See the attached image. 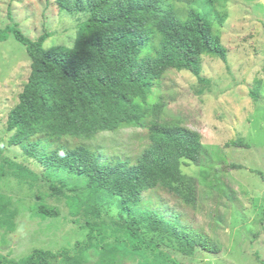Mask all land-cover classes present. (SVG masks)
Returning a JSON list of instances; mask_svg holds the SVG:
<instances>
[{
  "label": "rangeland",
  "instance_id": "rangeland-1",
  "mask_svg": "<svg viewBox=\"0 0 264 264\" xmlns=\"http://www.w3.org/2000/svg\"><path fill=\"white\" fill-rule=\"evenodd\" d=\"M192 1L200 0H175V4L185 7ZM215 10L221 17L226 15L223 24L214 20V29L228 49V62L203 56L202 76L207 82L200 83L187 70H170L151 97L152 103H164L161 117L151 118L144 127L66 137L60 143L86 144L101 162L136 164L151 144V121L199 133L204 147L201 164L182 167L186 176L197 179L195 202L184 203L161 182L149 185L141 194L140 207L177 224L194 244L183 251L174 238H166L160 250L180 264H264V0H221ZM89 15L69 12L56 0H0V29L15 23L33 40L48 33L45 49L73 47ZM30 74L26 47L13 35L0 41V254L15 260L36 249H75L89 231L84 228V215H71L67 199L71 193L55 195L50 188L55 178L45 166L21 146L10 144L14 131L7 127L8 115L18 104ZM258 80L259 102L250 94ZM57 145L43 142L38 148L49 151ZM85 195L103 221L116 219L120 213L128 216L120 199L107 193ZM36 203L58 207L61 217L35 216L31 207ZM138 263L173 264L163 255L127 259L118 250L52 264Z\"/></svg>",
  "mask_w": 264,
  "mask_h": 264
},
{
  "label": "trees",
  "instance_id": "trees-1",
  "mask_svg": "<svg viewBox=\"0 0 264 264\" xmlns=\"http://www.w3.org/2000/svg\"><path fill=\"white\" fill-rule=\"evenodd\" d=\"M220 1H192L177 7L175 0H56L69 12L90 14L71 48L59 45L45 49L48 33L33 40L15 23L0 29V41L13 35L31 58L29 80L8 115L7 127L14 131L10 144L21 146L45 166L55 178L50 184L55 195L71 193L67 195L71 215H84V228L89 230L87 239L75 249H36L21 260L0 254V264H52L115 250L127 259L163 255L167 261L180 264L160 250V243L174 238L183 251L194 248L193 240L177 224L140 204L143 190L156 182L184 203L195 202L197 179L186 176L182 167L201 164L204 147L199 133L151 121V144L136 164L101 162L88 145L70 146L60 141L144 127L151 118L161 117L165 105L162 101L152 103L151 97L170 70H187L200 83L207 82L202 76L203 56L228 62V49L214 29V20L223 24L226 17L215 10ZM256 84L250 94L259 102L260 81ZM43 142L58 145L41 151L38 147ZM2 153L0 147V160ZM87 192L120 199L128 216L120 213L111 221L101 220ZM31 211L41 219L62 214L58 207L45 203L34 204Z\"/></svg>",
  "mask_w": 264,
  "mask_h": 264
}]
</instances>
